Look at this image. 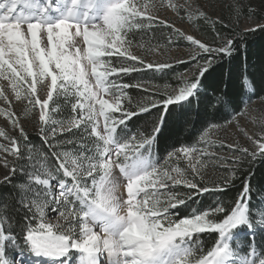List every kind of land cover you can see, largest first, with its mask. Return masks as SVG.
<instances>
[{"label":"snow or ice","instance_id":"obj_1","mask_svg":"<svg viewBox=\"0 0 264 264\" xmlns=\"http://www.w3.org/2000/svg\"><path fill=\"white\" fill-rule=\"evenodd\" d=\"M217 3L213 19L211 0H0V264H264V183L252 205L264 47L249 62L264 0L260 11ZM169 11L210 26L212 39L186 34ZM162 29L165 45L154 43ZM180 41L187 59H148ZM176 64L186 71H169ZM149 70L174 83L134 75ZM130 89L146 95L133 103ZM176 109L180 129H194L179 146L166 135ZM143 115L150 131H131ZM229 128L248 144H217ZM224 147L227 159L215 151ZM213 160L226 169L216 181ZM205 194L213 200L193 207Z\"/></svg>","mask_w":264,"mask_h":264},{"label":"trees","instance_id":"obj_2","mask_svg":"<svg viewBox=\"0 0 264 264\" xmlns=\"http://www.w3.org/2000/svg\"><path fill=\"white\" fill-rule=\"evenodd\" d=\"M244 3H248V0H244ZM252 4L254 7L257 8V11H260L262 5L261 0H252ZM225 16L227 15V10H224L223 13ZM208 27L203 25L199 28L200 35L205 38L206 40H211L212 36L207 31ZM219 27V26H217ZM168 30H158L155 33V43H159L160 45H164L166 43V38L168 36ZM151 37H146V39H150ZM249 40L252 42V54L249 57V62L252 64L257 63V56L259 55L260 49L264 47V34L256 33L255 35H252L249 37ZM183 44V42H182ZM184 45V44H183ZM241 58L244 56V49L241 47L240 50ZM169 71H174L175 73L179 74L181 72L186 71V66L182 64H177L175 67ZM137 76V78H143L144 80L148 81L150 84L154 85H163L166 82H173L174 78L165 76L163 79H161V73H155L153 75V72L147 71L146 73H139L134 74ZM125 82H130L128 78H124ZM129 95L133 99V103L143 98L146 94L142 90L137 89H130ZM155 112V110H153ZM153 117L148 115H143L139 118L134 119L132 124L130 125L131 131H150V123ZM191 120L195 121L196 117L195 115L191 116ZM181 122V112L179 109H176L173 112V122L169 125V131L166 133V135L171 136V139L167 140V144H175L176 146H179L180 144L189 143L190 141L186 139L188 137L189 133L193 131L194 129L189 124L185 126L183 129H180L179 125ZM29 137L32 141V143L37 145V148H40V142L38 140V134L31 133L29 134ZM166 145L157 144L155 146V151L162 152L163 147ZM43 150V149H41ZM252 171L255 173L252 179V185H253V199H252V205H254L257 201H260V196L262 195L257 191L259 185L261 183H264V161H261L260 159H257L255 163L252 165ZM239 182H237L236 187L232 188L226 198H231L236 195V192L239 188ZM213 200V196L209 194H205L197 200V203L193 205V207H200L201 205H207L209 202ZM206 243L208 245L211 244L212 238L211 237H205ZM257 240L259 241V237H257Z\"/></svg>","mask_w":264,"mask_h":264},{"label":"rangeland","instance_id":"obj_3","mask_svg":"<svg viewBox=\"0 0 264 264\" xmlns=\"http://www.w3.org/2000/svg\"><path fill=\"white\" fill-rule=\"evenodd\" d=\"M180 2H183V0H180ZM202 2L205 3V5L207 6V4L209 3V0H202ZM220 2L223 3L224 0H220ZM211 3L216 5L215 9H211V11L214 12L213 19H215V14L220 13L221 10H220L219 4L217 3V0H211ZM162 14L166 15L170 21H174L176 23V26L181 27L186 32V34H191V35L196 36L197 38L205 39L199 33V28L202 27L203 25L197 26L196 24H192V26L189 27L188 23L182 24L180 22V20L175 15H173L170 11L166 12V13H162ZM164 30H167V29H164ZM137 39H140V37H137ZM145 39H146V37H145ZM182 42L184 45L182 44ZM190 51H192V49L187 46V41H180L178 46L176 44H172V45H169L167 47H163L161 49V53L151 55L148 57V59L153 60V61H157V62L171 61V60H174L176 58L187 59V54ZM149 71L152 72L151 70H149ZM259 103H260L259 100H256L255 103L253 104V108H255L257 105H259ZM63 115L64 116L68 115L67 109H65ZM243 123L244 122L242 121V124ZM3 124H4V118L0 117V127H3ZM249 127H251V126H249ZM27 131H28V134H31V133L38 134L30 126L27 127ZM214 138L216 139L217 144L222 142L225 145H228V144H234L237 141H239V143L241 145H247L248 144L247 140L242 135H240L235 128H229L226 132L223 130L217 131L214 134ZM0 142H2V141H0ZM215 151H217L219 156L224 157L225 159H227L229 156L232 155V152L227 147L217 148V149H215ZM210 163L212 165H216L215 167L210 166L207 170V175H208V178L210 181L219 180L223 175L226 174V169L224 167L219 166V164H220L219 161L213 160ZM259 203H260V201H257L253 206L258 205Z\"/></svg>","mask_w":264,"mask_h":264}]
</instances>
